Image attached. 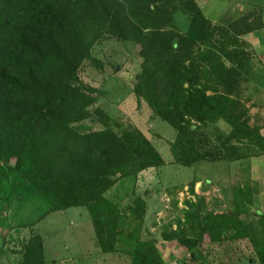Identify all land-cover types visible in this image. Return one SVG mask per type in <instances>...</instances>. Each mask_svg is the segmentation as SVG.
I'll return each instance as SVG.
<instances>
[{
  "label": "rangeland",
  "instance_id": "1",
  "mask_svg": "<svg viewBox=\"0 0 264 264\" xmlns=\"http://www.w3.org/2000/svg\"><path fill=\"white\" fill-rule=\"evenodd\" d=\"M259 1L207 0L203 13L222 20L209 21L214 27L209 29L208 39L189 47L178 45L186 29V0H161L158 4L174 16V22L161 13L156 27L161 35L173 40L175 48L162 57V48L158 47L156 56L161 62L180 59L185 66L193 62V69L189 67L187 73L196 77L197 86L211 103L231 104L233 100V113L264 137V2L250 6ZM229 2L234 7L224 11ZM249 7L252 12L239 19V9ZM207 48L217 52L225 65L234 61L245 64V71L227 96L206 61L200 59L201 50ZM142 52L143 47L134 40L105 35L91 47L96 61L84 60L78 69L79 80L92 97L90 115L76 124L79 131L110 126L117 134L140 132L164 161L135 176L118 178L103 194L116 202L120 211L119 232L98 239L83 206L43 215L46 206L40 195L20 174L8 173L0 177V264H21L25 245L33 235L41 239L46 264H129V252L138 238L154 240L161 264H259L264 256V213L257 214L255 205L257 201V206H264V155L257 156L260 148L250 139L232 137L228 126L220 121L197 125L201 139L206 140L200 145L221 147L225 159H205L189 166L176 162L175 155L182 152L180 146L175 147L178 131L151 114L145 97L151 91L147 83L151 73L145 64L150 54ZM165 86L161 87L163 99L167 98ZM251 88L262 90L256 96L249 93ZM221 95L228 99L224 101ZM233 156H237L235 160L228 159ZM254 171L263 180L256 184L261 190L253 193L252 200L248 178H254ZM135 199L138 213L132 210ZM187 211L208 223H222L225 218L227 227H222L219 237L204 232L203 239L189 250L177 239L166 238ZM111 229L115 230V223Z\"/></svg>",
  "mask_w": 264,
  "mask_h": 264
},
{
  "label": "trees",
  "instance_id": "2",
  "mask_svg": "<svg viewBox=\"0 0 264 264\" xmlns=\"http://www.w3.org/2000/svg\"><path fill=\"white\" fill-rule=\"evenodd\" d=\"M159 2L0 0V177L20 174L45 203L43 215L85 207L101 240L107 233L119 232L120 227H116L121 223L116 202L106 198L105 191L118 178L164 164L140 132L117 134L110 126L81 132L76 125L90 115L92 102L79 80L78 69L84 60L96 61L91 47L103 36L134 40L143 47L142 54H150L145 64L151 73L147 78L151 91L145 97L152 116H160L178 131L175 147L180 146L182 152L175 155L176 162L189 166L205 159H225L221 147L200 145L206 140L201 139L197 125H216L220 121L228 126L232 137L250 139L260 148L258 154L264 153V137L233 113L234 101L213 105L197 86L196 77L187 73L189 67L193 69V62L185 66L180 59L161 62L156 56L158 47L162 48V57L175 48L173 40L161 35L156 27L161 13L174 22V16L162 10ZM185 6L186 29L178 45L203 44L214 26L195 0H186ZM200 59L224 86L225 96L245 71L240 61L225 65L211 48L201 50ZM224 95L220 97L227 100ZM134 202L132 210L138 213V199ZM222 227H227L225 218L222 223H208L187 211L166 238L177 239L191 250L203 239L204 232L219 237ZM153 242L138 238L129 252V264H161ZM21 264H46L38 235L28 239ZM259 264H264V256Z\"/></svg>",
  "mask_w": 264,
  "mask_h": 264
},
{
  "label": "crops",
  "instance_id": "3",
  "mask_svg": "<svg viewBox=\"0 0 264 264\" xmlns=\"http://www.w3.org/2000/svg\"><path fill=\"white\" fill-rule=\"evenodd\" d=\"M196 2H197V4L199 5V7H200V9L201 10H203V6L207 3V0H195ZM262 2H264V0H261V1H259V2H256V3H252L250 6H255V5H258V4H261ZM237 6L239 7V4H237ZM232 7H234L230 2L228 3V4H226V6H225V8H224V11L225 10H227V9H229V8H232ZM235 8H236V6H235ZM240 8V7H239ZM251 10V7H249L248 9H246V10H244V11H242V9H239V11H240V13H239V16L240 15H242V14H244V13H247V12H249ZM203 12V11H202ZM204 14V13H203ZM205 15V14H204ZM211 15H213V14H211ZM211 15H205V17H207L210 21H212V22H218V21H220V20H222V18H220L219 19V17L218 16H215V17H212ZM261 31H263L264 32V27L262 28V30ZM258 33H259V31H258ZM262 90V89H261ZM260 90V91H261ZM260 91H258L256 88H251L250 89V94H252V95H258V94H260L261 92ZM263 95H264V93H263ZM262 155H264V153H262V154H259V155H257V156H262ZM255 158V157H254ZM244 174V173H243ZM255 174V175H254ZM254 178L253 179H249L248 177V180H249V182H250V192H251V194H256L257 192H259L261 189H259L257 186H256V184L257 183H259V182H262V180L263 179H261V176H260V174H259V172L257 171H254ZM248 176H252V175H248ZM252 184V185H251ZM254 194H253V199L252 200H254ZM258 196V195H257ZM256 204L258 205V203H257V201H256ZM257 205H255L256 206V209L258 210V212L259 213H257V214H263L264 213V206H257ZM259 208V209H258Z\"/></svg>",
  "mask_w": 264,
  "mask_h": 264
}]
</instances>
